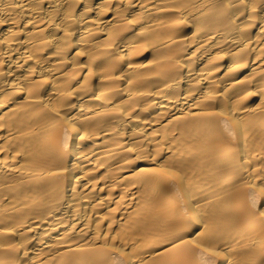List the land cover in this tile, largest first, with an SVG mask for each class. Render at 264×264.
<instances>
[{
    "label": "bare ground",
    "instance_id": "bare-ground-1",
    "mask_svg": "<svg viewBox=\"0 0 264 264\" xmlns=\"http://www.w3.org/2000/svg\"><path fill=\"white\" fill-rule=\"evenodd\" d=\"M0 264H264V0H0Z\"/></svg>",
    "mask_w": 264,
    "mask_h": 264
}]
</instances>
